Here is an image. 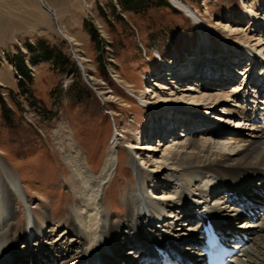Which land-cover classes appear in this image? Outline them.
I'll list each match as a JSON object with an SVG mask.
<instances>
[{
    "label": "rangeland",
    "instance_id": "374dc122",
    "mask_svg": "<svg viewBox=\"0 0 264 264\" xmlns=\"http://www.w3.org/2000/svg\"><path fill=\"white\" fill-rule=\"evenodd\" d=\"M179 1L202 21L200 27L169 0L140 4L136 0H0V159L15 174L31 208L45 215L37 220L51 218L50 242L56 243L62 235L71 239L59 228L72 209L73 195L77 196L71 185L77 179L70 164L71 146L83 168L98 175L110 141L116 139L118 166L103 201L105 214L117 223L136 191L133 163L142 167L150 197L158 199L171 187L166 177L172 172L161 159L170 145L144 138L158 115L194 114L201 116L199 124L219 127L228 135L241 130L237 119L221 117L227 112L218 104L196 106L189 95L178 94L190 83L172 78L181 72L188 75L190 69H181L189 64L193 68L207 61L219 64L228 49L230 67L238 74L232 80L234 89L244 98L237 99L244 104L250 100L242 88L252 90L251 82L263 71L264 62L258 55L244 56L243 63L234 67L233 57H241L236 53L243 45L237 40L264 53V0ZM228 68L226 79L233 77ZM156 85L170 90H158ZM172 92L177 93L174 101L155 98ZM231 97L229 105L237 101ZM189 105L197 112L185 109ZM133 143L139 148L131 151ZM150 145L156 150L147 152ZM228 147L223 146V151L229 152ZM154 169L158 172L149 173ZM14 208L18 213L14 235L19 236L27 225L26 211L19 199Z\"/></svg>",
    "mask_w": 264,
    "mask_h": 264
},
{
    "label": "bare ground",
    "instance_id": "6f19581e",
    "mask_svg": "<svg viewBox=\"0 0 264 264\" xmlns=\"http://www.w3.org/2000/svg\"><path fill=\"white\" fill-rule=\"evenodd\" d=\"M169 1L177 10L192 17L197 27L202 25V21L181 1ZM236 43L243 45V47L239 46L236 54H243L235 58L239 60V64H235L237 61L234 59V67L243 63L244 56L253 59L258 55L264 62V53H260V50L251 51L248 44L240 40ZM210 49L209 47L208 52H211ZM209 66L211 69L216 66L217 69L220 68L219 65L214 64ZM254 67L250 72L247 71L249 80ZM224 68L228 73L227 67ZM160 74L158 73V76ZM204 74L205 71L193 74L192 79L196 81L179 90L178 94L189 95L196 106L200 102L208 105L218 104L217 107L227 112L221 117L236 118L238 121L235 123L241 130L237 134H227L220 138L216 131L209 133L210 137L190 134L185 137L180 133L175 140L167 143L170 146L166 148L161 159L172 172V176L166 177L171 187L158 199L148 195L141 174L142 167L134 166L133 163L136 191L129 197L125 216L117 223L112 222L111 217L105 214L103 201L105 189L118 166L116 139L110 141V149L98 175L87 172L80 163L77 151H73L74 147H70L69 151L72 150L70 164L77 178L71 185L76 189L77 196L73 195L72 209L67 210L65 220H60L59 223V228H63L64 233L70 235V241H67L68 237L65 235L55 241L56 243L50 242L52 237L49 241L51 218L47 217L43 222L37 220L38 216L45 217V215L42 212L38 215L37 210L31 208L15 174L0 159V264H122V262L135 264L139 260L138 249L149 247V237L163 246L181 245L186 240H194L201 224L197 220V216L200 215L202 218L206 215L207 220L220 221L223 229L235 230L239 235L251 236L253 230L258 231V235L251 239L255 249L251 246L245 248L243 255L236 258L234 264H264V219H259L252 227L248 221L250 219L246 216L250 210L254 211L259 205L264 210V97L262 95L264 84L261 82L262 85L258 88L253 86L251 91L243 87L242 94L245 95L247 91V98L251 96L244 104L237 99L240 98L241 93L234 89V74L230 73L229 75L232 74L233 77L225 78L226 80L223 79V73L218 70L216 75L211 72ZM257 75L263 80L264 69ZM182 76L180 74L172 79L178 82L181 80L185 83L190 82ZM200 83L203 85L201 86ZM208 83L212 84L209 88L205 87ZM158 88L161 91L170 90L166 87ZM168 94L154 97L159 101H168L170 97V101H174V97H177V93ZM151 95L152 93H149L148 97ZM231 96L237 101L229 105ZM185 109L197 112L193 105ZM157 113H163V110ZM179 114L184 113H174L176 116ZM160 115L157 116L158 119L160 118L156 123L157 126L162 123ZM185 118L187 119L182 118L184 121L182 120L181 124L187 130L200 125L198 117ZM214 138L220 141L215 142ZM224 143L229 145V152L223 151V146H226ZM131 146L129 148L131 151L139 148L137 143ZM146 150L152 152L156 149L150 145ZM157 170L154 169L149 173L158 172ZM18 199L25 207L28 230L23 228V233L15 236L18 213L14 205ZM238 202H241L242 207ZM248 202L252 206L245 204ZM195 204H197L196 209L193 208ZM149 220L154 221L155 227L149 225ZM154 228H158L160 232ZM146 229L149 230L148 234H145ZM19 242L23 243L22 247H18ZM126 248H131L127 256L132 255L131 250L137 252L129 261L126 260L127 257L122 256L126 253Z\"/></svg>",
    "mask_w": 264,
    "mask_h": 264
},
{
    "label": "trees",
    "instance_id": "16d2710c",
    "mask_svg": "<svg viewBox=\"0 0 264 264\" xmlns=\"http://www.w3.org/2000/svg\"><path fill=\"white\" fill-rule=\"evenodd\" d=\"M141 1H144V0H136L135 3L140 4L139 2H141ZM43 57L46 58L47 56H43ZM18 70L22 73V64H21V62H19V64H18Z\"/></svg>",
    "mask_w": 264,
    "mask_h": 264
}]
</instances>
